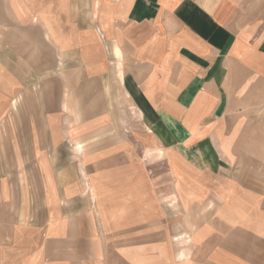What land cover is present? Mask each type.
<instances>
[{"label":"crops","instance_id":"1","mask_svg":"<svg viewBox=\"0 0 264 264\" xmlns=\"http://www.w3.org/2000/svg\"><path fill=\"white\" fill-rule=\"evenodd\" d=\"M18 108L0 264H264V0H0Z\"/></svg>","mask_w":264,"mask_h":264},{"label":"rangeland","instance_id":"2","mask_svg":"<svg viewBox=\"0 0 264 264\" xmlns=\"http://www.w3.org/2000/svg\"><path fill=\"white\" fill-rule=\"evenodd\" d=\"M17 113H19V108L17 110L13 109V111H11V113H9L6 116V118H0V123H4L5 121H9V122H12V123L18 122L19 121V115ZM13 133L14 132H12V135H13ZM4 135H7L6 137H10L8 132H4V131H2L0 129V139L3 138ZM142 151H143V147L141 146L140 147V154L142 153ZM1 154H3V147L0 146V155ZM159 154H160V152L157 154V156H159ZM154 167L157 170V177L156 178H152V179H154V181L156 182V186L157 187H162L163 189H164V187H168V183H167L168 180L163 177L164 176V171L166 169L165 166L163 164H161V163H156ZM157 197L160 198V202L162 203L163 202V195L161 194V195H159ZM176 241H178V236L176 238Z\"/></svg>","mask_w":264,"mask_h":264}]
</instances>
